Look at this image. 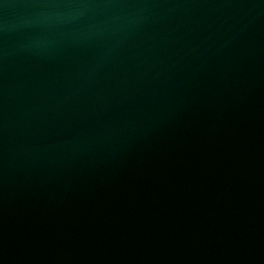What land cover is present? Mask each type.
<instances>
[{
  "label": "water",
  "instance_id": "obj_1",
  "mask_svg": "<svg viewBox=\"0 0 264 264\" xmlns=\"http://www.w3.org/2000/svg\"><path fill=\"white\" fill-rule=\"evenodd\" d=\"M0 264H264V0H0Z\"/></svg>",
  "mask_w": 264,
  "mask_h": 264
}]
</instances>
